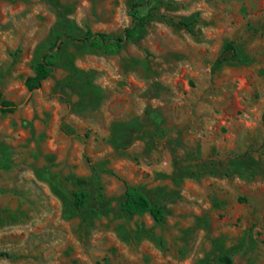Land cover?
Here are the masks:
<instances>
[{"label":"rangeland","instance_id":"1","mask_svg":"<svg viewBox=\"0 0 264 264\" xmlns=\"http://www.w3.org/2000/svg\"><path fill=\"white\" fill-rule=\"evenodd\" d=\"M2 100L0 264H264V0H0Z\"/></svg>","mask_w":264,"mask_h":264},{"label":"trees","instance_id":"2","mask_svg":"<svg viewBox=\"0 0 264 264\" xmlns=\"http://www.w3.org/2000/svg\"><path fill=\"white\" fill-rule=\"evenodd\" d=\"M130 17L134 22V26L127 27L123 30V36L118 37L114 40H110L104 34H91L86 32L82 37H73L76 41H89L92 47L97 49H104L108 52H114L116 49L122 47L123 42L131 40L135 37L138 29L144 26L145 17L139 15V11L136 6H133L130 11ZM56 46L54 42L51 48L42 56V59L36 64L34 68V74L31 77L26 78L24 86L31 92L39 88L43 81H45L52 73L55 68V58L57 53L52 51ZM221 64L220 60H216L213 64V69H216ZM16 109L15 104L2 100L0 101V110L3 112H13ZM88 194L80 191L79 193H74V206L76 208L82 207ZM120 210L127 215L134 216L140 214H148L154 222H162L164 219V214L162 208L151 202L149 197L138 190L135 187H131L125 184L124 197L120 203ZM1 256H6L5 254H0ZM220 261L224 264H232L231 259L228 256H223Z\"/></svg>","mask_w":264,"mask_h":264},{"label":"crops","instance_id":"3","mask_svg":"<svg viewBox=\"0 0 264 264\" xmlns=\"http://www.w3.org/2000/svg\"><path fill=\"white\" fill-rule=\"evenodd\" d=\"M38 89V88H37Z\"/></svg>","mask_w":264,"mask_h":264}]
</instances>
